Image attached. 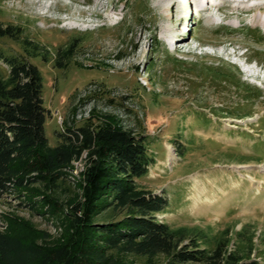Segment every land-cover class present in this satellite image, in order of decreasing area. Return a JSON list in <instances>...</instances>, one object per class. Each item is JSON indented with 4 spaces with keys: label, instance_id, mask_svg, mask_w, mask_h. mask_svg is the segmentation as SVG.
Returning <instances> with one entry per match:
<instances>
[{
    "label": "rangeland",
    "instance_id": "1",
    "mask_svg": "<svg viewBox=\"0 0 264 264\" xmlns=\"http://www.w3.org/2000/svg\"><path fill=\"white\" fill-rule=\"evenodd\" d=\"M255 3L0 0V25L21 28L20 40L43 49L31 62L43 78L51 146L71 109L91 108L87 120L95 106L118 116L153 141L155 164L138 185L166 196L169 206L157 218L204 229L210 248L228 228L231 251L252 237L247 263L264 264V27L255 24L264 4ZM75 40L60 66L59 54ZM0 53H22V45L2 39ZM90 85L101 92L72 102ZM84 170L82 162L70 171L61 202L77 192ZM22 201L17 193L0 198V215L16 213L56 234V218Z\"/></svg>",
    "mask_w": 264,
    "mask_h": 264
},
{
    "label": "trees",
    "instance_id": "2",
    "mask_svg": "<svg viewBox=\"0 0 264 264\" xmlns=\"http://www.w3.org/2000/svg\"><path fill=\"white\" fill-rule=\"evenodd\" d=\"M22 33L0 25V40L22 45V53H0L6 66L0 67V198L17 193L32 212L58 223L50 234L16 213L0 215V264H248L252 237L231 251L228 228L210 248L213 238L204 229L157 218L169 206L166 196L138 185L155 164L153 141L118 116L95 106L92 118L76 122L77 109L70 108L66 131L59 130L57 145H50L51 112L41 71L31 62L43 49L20 40ZM77 42L59 54L60 66ZM78 161L85 170L75 180L77 192L61 202L58 191Z\"/></svg>",
    "mask_w": 264,
    "mask_h": 264
},
{
    "label": "built area",
    "instance_id": "3",
    "mask_svg": "<svg viewBox=\"0 0 264 264\" xmlns=\"http://www.w3.org/2000/svg\"><path fill=\"white\" fill-rule=\"evenodd\" d=\"M99 91H100V88L97 85L96 86L95 85H90L87 88H85L84 90H81L80 91V96L78 98H80V97L86 98L88 95H92L93 93L95 94V93H97ZM81 110L82 109H80V106H78L77 107V111H76V115L74 117V119H75L76 122H81V121L87 120V117H89V115L91 114V112H90L91 111V108H89L88 112L81 113ZM71 119L73 120V117ZM59 126H60V130L62 132H65L66 131L65 130V127H64V118H62V117H60V119H59ZM82 162L83 161L75 162L74 165H76L78 163L81 164Z\"/></svg>",
    "mask_w": 264,
    "mask_h": 264
},
{
    "label": "bare ground",
    "instance_id": "4",
    "mask_svg": "<svg viewBox=\"0 0 264 264\" xmlns=\"http://www.w3.org/2000/svg\"><path fill=\"white\" fill-rule=\"evenodd\" d=\"M259 4H264V3H256L255 5H259ZM263 6H261V7H263ZM258 11H259V13L255 17V24L261 25L264 27V11L260 7L258 8ZM182 39H184V38H182Z\"/></svg>",
    "mask_w": 264,
    "mask_h": 264
},
{
    "label": "crops",
    "instance_id": "5",
    "mask_svg": "<svg viewBox=\"0 0 264 264\" xmlns=\"http://www.w3.org/2000/svg\"><path fill=\"white\" fill-rule=\"evenodd\" d=\"M65 113H67V112H65ZM66 115V114H65Z\"/></svg>",
    "mask_w": 264,
    "mask_h": 264
}]
</instances>
